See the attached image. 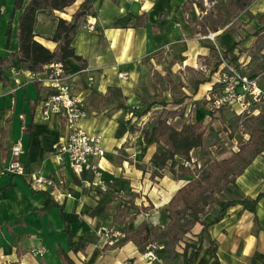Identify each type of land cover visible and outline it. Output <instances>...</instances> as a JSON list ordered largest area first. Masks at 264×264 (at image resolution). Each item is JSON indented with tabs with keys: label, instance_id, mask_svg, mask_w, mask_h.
Listing matches in <instances>:
<instances>
[{
	"label": "crops",
	"instance_id": "crops-1",
	"mask_svg": "<svg viewBox=\"0 0 264 264\" xmlns=\"http://www.w3.org/2000/svg\"><path fill=\"white\" fill-rule=\"evenodd\" d=\"M4 1L0 0V58H5L0 64V264H64L62 256L69 264H183L174 255L178 250L155 251V259H149L144 255L146 247L131 240L103 249L117 207L130 196L143 209L132 221L133 227L143 222L164 226L168 222L165 206L188 179L175 178L167 170L162 177L152 178L151 157L159 147L142 132L152 123H129L124 118L133 111L130 109H145L153 102L157 104L151 110L162 107L158 103L169 101L170 88L175 80H183L187 69L203 74L192 79L193 90L178 92L188 98L166 109L179 110L185 104L188 111L184 114L206 122L210 112L203 96L216 87L219 56L245 36L240 47L246 50L252 44L254 37L248 32L260 26L257 15L264 12V0H251L237 14L243 22L239 27L243 37L237 35L230 41L224 30L209 32L214 33L212 40L208 34L202 36L198 28L204 10L188 0L94 1L91 15L78 23L72 39L81 60L67 59L65 69L67 83L86 103L87 116L78 124L98 135L105 150L103 157H92L90 163L97 165L106 179L113 180L107 191L86 185L85 181L93 178L91 169L76 174L57 163L55 145L65 138L67 129L57 115L42 118L41 101L48 93L43 69L29 71L18 55L10 56L18 49L19 10H14L15 0H9L8 6ZM82 1L62 12H38L36 36L54 46L47 39L54 32L55 15L69 19ZM209 1L223 4L226 0ZM130 17L137 26L124 25ZM209 61L215 66L204 74ZM203 85L206 89L199 94ZM191 102L193 106L200 102L203 117L197 115V108L190 111ZM181 124L173 123L177 127ZM16 139L21 141L25 175L4 171ZM36 175L53 179L55 186H33L30 179ZM232 180L225 191L233 193L231 199L264 192V150ZM205 220L213 223L201 248L193 253L191 264H215L209 239L217 242L219 264H264V195L254 211L236 204L220 220L216 221V215ZM196 225L199 230L195 234L201 229ZM37 249L42 253L34 254Z\"/></svg>",
	"mask_w": 264,
	"mask_h": 264
},
{
	"label": "trees",
	"instance_id": "trees-1",
	"mask_svg": "<svg viewBox=\"0 0 264 264\" xmlns=\"http://www.w3.org/2000/svg\"><path fill=\"white\" fill-rule=\"evenodd\" d=\"M76 1L77 0H27L24 3L23 0H15L14 10H19L16 16V37L18 40V49L15 53H11L10 56L13 54L18 55L19 62L32 72L40 71L44 65L56 62L63 63L65 67V61L70 58L81 60V57L76 55L74 47L72 46V39L77 30L78 23L84 20L88 15H91V10L95 0H84L80 2L76 9L70 14L69 19L60 15H55V29L52 36L47 39L54 46L50 47L46 45L34 33L36 14L38 12L66 11ZM188 2L195 4L199 9L203 10L200 1L188 0ZM250 2L251 0H226L223 3V6L226 7L229 12V16L243 11L250 4ZM184 7L186 8V5H184ZM224 16L225 15H222V21L224 22V25H227L230 21L228 20L229 18L224 21ZM131 20L132 17L128 18L124 25L137 26V21L131 22ZM257 20L260 26L251 34L254 37V40L246 50H243V48L240 47V44L246 40L248 36L236 41L221 52L225 59L235 63L237 67L242 65L239 60L243 55L249 56L250 59L245 68L250 72L259 71L264 61V12L257 15ZM199 24L201 25V22ZM214 30H216V28ZM7 34H9V28L7 30ZM4 60L5 58H0V64ZM36 86L38 87L37 82ZM150 106L141 110L129 109L133 110L137 117H141L149 111ZM213 114L214 113L212 112L211 117H213ZM257 114H261L262 117H264V103L263 108ZM246 115H248V113H242L228 119V124L225 127L229 136L231 138L236 137L235 140L238 143L242 140L240 127L243 124L246 125L245 123H247V121L243 120L242 116ZM168 117L169 113L167 111L165 115L156 119L148 128L142 130L144 136H151L152 141L159 147V150L154 152L151 157V162L153 164L151 177H162L164 170H167V172L175 178L182 179L184 177H188L184 185H182L175 192L164 208L167 214L168 222L164 226L144 222L136 227L133 231V235H126L127 230H133L132 228L127 229L130 222H132L143 210L134 203V197L130 196L123 206L117 207L116 212L113 215L111 229L121 230L125 233V238L115 246H118L128 240L134 241L138 245H142L147 241H159L164 242L162 244L163 246H168L178 242L181 236L189 232L195 224H199L201 229L197 234H195L196 241L186 240L183 244L182 250L180 252H175L174 254L182 259L183 264H191L193 260V253L201 248L202 242L207 235V229L213 223L199 217L198 211L194 209L195 205L193 203V197L208 183H211L217 176L220 175L228 178L229 180L225 186L224 191H226L227 184L234 183L232 180L233 178L230 179L229 174L225 173V169L230 164L232 159L229 157H223L220 159H212L203 163H200L198 159L194 160L191 156L193 151L200 152L206 146H214L217 148L221 145L222 140L219 136V131L215 130L210 125V121L204 122L202 119H194L189 122H184L177 127L168 122ZM258 122L264 129V119H259ZM246 127L249 128V125H246ZM252 130L253 129H250V132H252ZM255 144L256 149L252 155L249 158H243L241 160V164H243L242 168L250 162L253 156L264 150V134H262V137H260ZM242 168L240 167L239 172ZM222 192V190H219L220 195ZM263 195L264 192L258 193L255 197L241 196L233 199L219 198L216 202V205H218L216 221L220 220L225 215L228 208L236 204H241L244 209L254 211L258 200ZM179 205L192 210L193 215L192 218L188 219L185 223H180L177 226L176 231L169 236L167 229L178 217ZM137 237H141L140 240H138ZM208 242L215 264H219L216 253L218 246L217 242L214 239H209ZM69 244H71V242ZM107 246L109 245L105 244L103 249L107 248ZM165 248L167 250V247ZM58 253L62 256V251L60 249L58 250ZM62 258L64 264H69L66 257L62 256Z\"/></svg>",
	"mask_w": 264,
	"mask_h": 264
},
{
	"label": "built area",
	"instance_id": "built-area-1",
	"mask_svg": "<svg viewBox=\"0 0 264 264\" xmlns=\"http://www.w3.org/2000/svg\"><path fill=\"white\" fill-rule=\"evenodd\" d=\"M206 1V0H204ZM206 13L202 11L201 14ZM207 38L213 39L214 33H208ZM249 56L240 58L242 65L237 67L233 62L225 59L222 54L219 56V71L216 87L212 88L203 96L210 114L224 108L236 109V113H257L259 104L264 103V61L259 71L250 72L245 68L249 62ZM45 73V86L47 95L41 101V115L44 120L53 115L59 116L66 126L65 138L55 145V156L57 163L66 165L71 170L80 174L86 169H91L93 178L86 180L88 187H95L100 191H107L108 185L113 180L106 179L103 171L97 165H91L92 157L101 158L105 150L98 135L88 133L78 123L87 116L86 103L84 99L75 94L67 83L66 69L61 62H56L43 66ZM15 75V70L13 71ZM14 81L19 83L14 77ZM146 114L140 117L143 124L146 123ZM125 121L136 123L138 117L134 111L125 115ZM23 152L20 139H16L9 149L10 158L5 164L4 171L13 175H25L26 166L20 157ZM30 184L35 187H54V180L42 175L31 177ZM107 244L117 245L125 238V233L121 230L106 232ZM154 248V247H153ZM150 246L146 247L144 255L149 259H155V251ZM42 250L37 249L34 254H41Z\"/></svg>",
	"mask_w": 264,
	"mask_h": 264
},
{
	"label": "rangeland",
	"instance_id": "rangeland-1",
	"mask_svg": "<svg viewBox=\"0 0 264 264\" xmlns=\"http://www.w3.org/2000/svg\"><path fill=\"white\" fill-rule=\"evenodd\" d=\"M10 3L9 0H5L3 4L5 6H8ZM202 7L203 10L206 11V13L202 14V18L200 19L201 25H199L198 31L202 33V36H206L209 32H213V30L216 28V31L218 32L221 30H224L225 32V37H227L230 41L232 37L237 36L238 38H242L241 32H239V27L243 25L239 19H237L236 13L235 15H229V12L227 11L226 7L223 6L222 3L217 2H210L209 0L206 2L202 0ZM223 13V14H222ZM222 15L224 16V21L228 20L231 22L227 25H224V22L222 21ZM248 35H251L252 32L249 31ZM216 64V63H215ZM215 66L213 61H209L206 65L207 67V72L204 74L209 73L211 68ZM202 72L195 70V73H191L186 69V76L183 77V80L180 82H176L179 80H175L174 85H172L171 90V97L169 101H161L158 104H160L162 107L156 108L154 110H151L150 108L153 106V104H157L156 102L151 103L150 108H149V113L146 114L145 118H148L145 120L146 123H153L156 119L162 117L167 113V105H176V104H181L185 98H188L187 95L183 94H178V92L182 93L183 89H188L191 88L193 83L192 79H195L197 77L202 76ZM206 89L205 85H203L199 89V94H202L203 91ZM193 90V87H192ZM174 92L176 95H173ZM193 102L190 103V111H194V109L197 108L196 112L199 117H203L202 113V107L199 103ZM146 105V104H145ZM259 108V111L263 108V104H259L257 106ZM184 110L188 111L186 109L185 104H182L179 106V110H169V117H168V122L173 124V123H184V122H189L194 120V116H189L190 114L187 112L184 114ZM238 115L236 113V109H230V108H224L222 110L215 111L213 114V117L208 116L206 118V122L210 121V125L215 129L219 131V136L221 137V145L219 147H214V146H206L203 150L196 151L195 154L192 153V158L194 160L198 159L200 163L210 161L212 159H220L223 157H229L231 158L230 164L227 166L225 169L226 172L231 173L229 176L230 179L234 177L237 172L240 170V165H241V160L243 158H247L248 156H251L252 153L256 149V144L255 142L262 137V134H264V129L262 128L263 126H260L259 124V119H264L261 114H255V113H248L246 116H242L243 120L247 121L245 123L246 125H249V128L246 127V125H242L240 127V133L242 134V140L241 142H237L235 138H231L229 136L228 131L225 130V127L228 124V119ZM138 120L136 123H143L142 119L138 117ZM210 119V120H209ZM141 125V124H140ZM250 129H253L252 132H250ZM193 161V160H192ZM186 164V163H185ZM228 178L223 177L222 175L217 176L211 183H208L199 193L195 194L193 197V203L195 205V210L198 211V215L200 218H204L209 220L212 218V216H215L218 211V205H216L217 200L220 199H231L233 193L231 192L228 194L225 192V186L226 183L228 182ZM219 190H222V194L220 195ZM179 208V214L176 220L171 223L170 227L167 229L168 235H172L173 232L176 231L177 226L180 223H185L188 219L192 218L193 211L184 208L182 205L178 206ZM144 223V222H143ZM141 223V224H143ZM139 224V225H141ZM137 225V226H139ZM196 225V224H195ZM194 225V226H195ZM136 226V227H137ZM192 227V229L187 232L185 235L180 237V240L178 242L173 243L172 245L168 246H163L162 244L164 242H159V241H154V242H144L142 246L147 247L151 245V248L154 249V251H159V250H166L165 247H167L168 251H174L178 250L181 251L183 248V244L186 240L188 241H196L195 239V233L199 230H197V225L195 227ZM136 227L132 226V222H130L129 226L127 229L132 228L133 230H127L126 235H133V231L136 229ZM138 240H140L141 237H137ZM166 241V240H165ZM141 242V241H138ZM161 246V247H160ZM159 248V249H158Z\"/></svg>",
	"mask_w": 264,
	"mask_h": 264
}]
</instances>
